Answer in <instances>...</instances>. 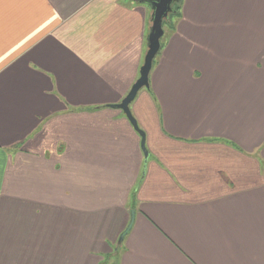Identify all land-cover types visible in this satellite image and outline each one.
<instances>
[{
    "label": "crops",
    "instance_id": "0c3cea01",
    "mask_svg": "<svg viewBox=\"0 0 264 264\" xmlns=\"http://www.w3.org/2000/svg\"><path fill=\"white\" fill-rule=\"evenodd\" d=\"M144 1L0 0V264H264V0L178 3L147 159Z\"/></svg>",
    "mask_w": 264,
    "mask_h": 264
},
{
    "label": "water",
    "instance_id": "95a60500",
    "mask_svg": "<svg viewBox=\"0 0 264 264\" xmlns=\"http://www.w3.org/2000/svg\"><path fill=\"white\" fill-rule=\"evenodd\" d=\"M180 1L181 0H147L143 2L150 7V27L146 37L147 50L143 58V63L139 69V77L119 104L108 106L112 109L120 110L141 137V149L145 159H147L148 156L145 148V134L139 130L137 123L130 112L129 106L141 89L149 90V74L153 66V61L161 48V39L164 35L163 24L169 22V15L173 11V5ZM133 219L134 212L132 211L130 213V221L125 230L120 234L118 243H121L125 235L130 231Z\"/></svg>",
    "mask_w": 264,
    "mask_h": 264
},
{
    "label": "trees",
    "instance_id": "16d2710c",
    "mask_svg": "<svg viewBox=\"0 0 264 264\" xmlns=\"http://www.w3.org/2000/svg\"><path fill=\"white\" fill-rule=\"evenodd\" d=\"M173 11H172V13L169 15V22H166V23H164V25H163V28L165 27V26H168L169 28H172V24H171V21H172V18L173 17H176V16H179V4L177 3V4H174L173 5Z\"/></svg>",
    "mask_w": 264,
    "mask_h": 264
},
{
    "label": "rangeland",
    "instance_id": "374dc122",
    "mask_svg": "<svg viewBox=\"0 0 264 264\" xmlns=\"http://www.w3.org/2000/svg\"><path fill=\"white\" fill-rule=\"evenodd\" d=\"M169 27L168 26H165V28L163 29L164 30V34L166 33V32H168L169 31Z\"/></svg>",
    "mask_w": 264,
    "mask_h": 264
}]
</instances>
